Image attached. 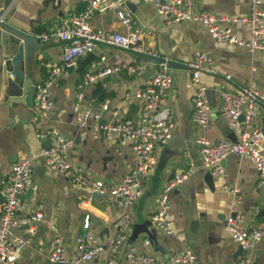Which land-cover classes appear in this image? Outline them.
Instances as JSON below:
<instances>
[{"label":"crops","instance_id":"obj_1","mask_svg":"<svg viewBox=\"0 0 264 264\" xmlns=\"http://www.w3.org/2000/svg\"><path fill=\"white\" fill-rule=\"evenodd\" d=\"M184 2L193 13L206 11L229 18L244 15L250 8V0ZM84 7V0H0V11L5 13L4 22L33 37L56 24L70 21ZM127 7L134 18V29L144 34L146 45L161 57L187 65L193 53L201 50L214 58L216 73L203 77L209 93L210 123L202 128L192 118L194 86L191 71L186 66L171 67L173 85L161 108L173 112V137L157 146V163L142 176L143 195L127 208L131 219L127 239L117 246L115 223L125 209L109 191L135 167L136 157L130 141L122 143L115 133L97 131L93 117L88 119L85 127H80L74 114L77 85L91 70L92 63L105 56L101 69L105 65H120L123 70L90 83L85 88L86 98L82 106L91 108L94 113L100 110V122L103 123L137 120L143 110V101L136 97V93L155 75L160 68L159 61L101 43L80 70L81 63L89 54L81 57L69 73L56 76L50 89L54 106L45 115L37 107L35 87L48 77L52 66L61 64L66 42L55 38L46 43L39 40L40 47L34 49L20 65L23 78L12 76L19 86L11 85L4 89L1 66L5 61L0 45V190L9 181L14 164L23 157H30L33 179L38 188L26 192L18 221L38 210L43 212L34 233L27 224L14 227L16 235L30 239L28 244L15 251L17 264H55L49 260V254L57 237L65 247L69 262H74L82 252L77 237L85 233L92 234L104 245V250L81 264H133L127 257L131 247L154 256L153 264H168L173 250L185 248L196 254L198 264H237L245 255L228 231L227 217L234 212L244 213L248 225L264 220V185L259 183V173L254 164L247 158L231 154L224 161L227 175L215 174L213 179H208L200 146L196 142L201 134L214 143L223 138H236L220 113L219 91L264 90V52L251 53L236 45H220L199 20L168 23L150 1L127 0ZM93 25L97 30L126 32L112 10L98 13ZM220 25L232 27L242 39L250 38L247 25L234 21L221 22ZM139 65L144 67L142 74L130 71L131 66ZM27 78L32 80L31 84H26ZM107 99L109 107L103 110L102 104ZM263 119L262 106L254 123L263 127ZM54 128L75 141L67 159L82 165L86 175L103 180L107 193L96 194L47 166L44 152L55 143V135L49 133L40 137L38 133ZM183 172H188L189 177L169 195L175 225L174 233L168 235L154 226L152 216L165 183ZM225 185L238 187L239 191L231 192ZM88 216L90 227L85 229L84 222ZM146 240L150 244H146ZM246 257L250 264H264V238Z\"/></svg>","mask_w":264,"mask_h":264},{"label":"built area","instance_id":"obj_2","mask_svg":"<svg viewBox=\"0 0 264 264\" xmlns=\"http://www.w3.org/2000/svg\"><path fill=\"white\" fill-rule=\"evenodd\" d=\"M84 9L70 21L54 25L50 30L40 33L37 37L46 43L51 39L66 42L61 64L52 66L48 77L36 86L37 107L47 115L54 106L50 89L58 75L69 73L74 69L81 57L93 53L99 44L118 46L134 51L143 57L159 58L160 54L152 51L144 42V34L134 29V18L127 7V0H84ZM152 2L157 12L163 15L168 23L183 20L201 21L220 45L232 44L249 50L251 53L264 52V7L262 0H250L249 11L241 16L229 18L224 15L200 11L191 12L184 0H145ZM112 10L126 28V32L97 30L93 19L98 13ZM5 13L0 11V21L4 20ZM234 21L247 25L250 29V38L242 39L237 36L230 26H221V22ZM106 60L101 56L91 65V70L86 72L77 85V101L74 105L75 118L80 127H85L90 117L95 119L96 130L115 133L122 143L131 142L132 150L136 157V165L115 186L110 188L111 195L125 211L116 221L118 229L116 245L127 239V232L131 226L130 215L127 208L135 204L143 195L142 176L148 174L157 163V146L167 143L173 137L175 127L173 112L161 108L167 101L169 91L173 85L171 67L167 61L159 62L160 68L141 87L136 97L143 101V110L137 120L125 119L116 123L100 122L102 112L95 113L89 107H83L86 98L85 88L98 79L123 70L120 65H105ZM168 60V59H167ZM191 71L194 86L193 93V120L202 128L210 123V100L208 87L204 83L205 74L216 73L214 58L205 51L196 50L191 61L187 64ZM130 71L142 74L144 67L131 66ZM231 78V75H227ZM221 115L228 122L230 129L235 133V139H221L214 143L206 135L201 134L196 142L200 146V154L206 171L213 175H227L224 161L235 154L249 159L259 173V183L264 185V130L254 123L259 107H264V90L254 88L242 89L240 92L227 90L219 91ZM109 107V99L102 104V109ZM241 116L243 119H241ZM49 133L55 135V143L45 150V162L53 170L60 171L69 176L72 181L80 186L88 187L92 192L104 195L107 187L103 180L94 179L86 175L82 165L67 159V153L75 145L74 139L60 134L57 129L40 131L38 136L46 137ZM97 135V133H95ZM33 161L30 157H23L12 168L10 179L4 183L0 190V264H17L14 254L17 248H22L30 239L14 233V227L21 224L29 225V230L36 231V223L43 217L41 210L36 211L18 221V214L24 208V198L29 189L38 187L33 179ZM189 177L188 172L177 173L171 177L161 191L157 209L152 216L156 227L168 235L174 233V219L171 215L170 193ZM231 192L237 193L238 187L225 185ZM85 229L90 227V217H86ZM227 228L232 238L242 248L245 256L237 264H250L246 255L264 238V220L255 225H248L247 216L241 212H234L227 217ZM81 254L75 259L74 264H81L91 260L104 250V245L90 233L77 237ZM146 244H150L146 240ZM128 260L133 264H153L155 257L147 253L137 252L131 247L127 252ZM49 260L55 264L69 262L65 255V247L60 238H56L49 254ZM168 264H198L196 254L189 248L173 250Z\"/></svg>","mask_w":264,"mask_h":264},{"label":"water","instance_id":"obj_3","mask_svg":"<svg viewBox=\"0 0 264 264\" xmlns=\"http://www.w3.org/2000/svg\"><path fill=\"white\" fill-rule=\"evenodd\" d=\"M0 45L2 49V58L5 63L1 66V75L2 82L4 87H8L14 85L15 87L19 86L12 76L22 79L23 78V68L21 69L20 65L22 61H24L27 57H30L32 51L34 49H38L40 47V41L38 37H33L31 34L26 33L24 31H20L14 29L4 22V20L0 21ZM93 56L90 53L85 61L81 63L79 70L87 63L91 57ZM150 57V56H148ZM155 60L159 62L167 61L170 67L174 66H186L188 65L177 63L173 60L166 59L163 57L155 58ZM32 80L27 78L26 84H31ZM36 90V87H35ZM264 122V119H263ZM105 124V123H103ZM264 130V123H263ZM207 178L213 179V174L208 171ZM155 226V224H154ZM240 251L243 253L242 248L240 247ZM59 264H74L73 262H64Z\"/></svg>","mask_w":264,"mask_h":264}]
</instances>
